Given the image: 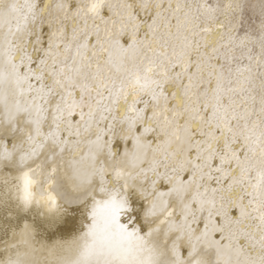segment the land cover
Instances as JSON below:
<instances>
[{"label": "snow or ice", "instance_id": "obj_1", "mask_svg": "<svg viewBox=\"0 0 264 264\" xmlns=\"http://www.w3.org/2000/svg\"><path fill=\"white\" fill-rule=\"evenodd\" d=\"M0 264H264V0H0Z\"/></svg>", "mask_w": 264, "mask_h": 264}]
</instances>
